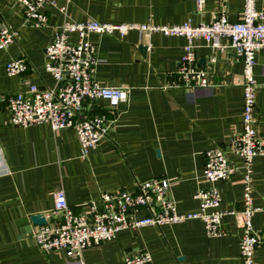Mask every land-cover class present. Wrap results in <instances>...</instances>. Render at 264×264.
Returning <instances> with one entry per match:
<instances>
[{
    "label": "crops",
    "instance_id": "obj_1",
    "mask_svg": "<svg viewBox=\"0 0 264 264\" xmlns=\"http://www.w3.org/2000/svg\"><path fill=\"white\" fill-rule=\"evenodd\" d=\"M42 10L45 27L35 28L13 0H0V24L17 33L16 41L0 51V264H124L126 254L146 252L149 264H242L239 241L241 217L225 216L221 237H208L204 224L186 220L160 227L122 230L116 238L88 249L80 258L43 252L31 234L30 217L53 209V193L62 191L68 206L96 201L103 193L135 186L152 179H166L179 214L199 211L195 194L208 185L202 178L204 153L221 147L238 167L241 160L230 153L229 143L242 129V62L235 51H212L196 41L197 65L206 71L209 88L195 91L170 87L183 55V37L150 36L129 31L92 34L97 44L96 80L106 87L129 89L128 100L115 110V122L86 159L73 130L53 131L48 124L26 128L9 124V95L54 86L45 71V48L64 21L123 25H182L207 23L218 5L227 19H240L244 0H205L201 14L194 0H52ZM264 9V0H256ZM75 35L70 37L75 41ZM222 44L226 41L222 40ZM140 47H146L145 52ZM212 56L215 63H211ZM23 59L28 70L8 76L5 65ZM257 88L254 116L264 137V48L253 69ZM84 115H105L103 101L86 102ZM222 210H241V172L215 185ZM253 205L264 208V157L253 160ZM140 214L139 216H141ZM254 229L264 233V213L253 216ZM255 264H264V251L254 252Z\"/></svg>",
    "mask_w": 264,
    "mask_h": 264
},
{
    "label": "built area",
    "instance_id": "obj_2",
    "mask_svg": "<svg viewBox=\"0 0 264 264\" xmlns=\"http://www.w3.org/2000/svg\"><path fill=\"white\" fill-rule=\"evenodd\" d=\"M13 1L21 7L33 27L46 26L47 18L42 10L53 5L52 0ZM194 1L196 12L201 14L205 0ZM129 31H137L144 36L158 33L165 37L185 38L176 80L170 85L173 88L195 91L210 87L206 71L197 65L196 41H203L205 47L214 52L226 48L235 51L243 67L242 129L230 141L229 150L241 160V166H236L221 147L207 150L202 178L208 187L196 192L199 211L190 214L177 212L170 183L166 179L138 183L134 192L118 189L103 193L98 200L77 209L68 206L62 191H56L53 193V209L43 215L46 223L34 228L32 238L43 252H63L68 258H80L84 251L115 239L122 230L198 219L204 224L208 237H221L226 234L222 229V219L240 216V258L242 264H255V250L260 248L264 251V233L254 229L252 224L255 213H264V208L253 205V160L264 157V137L257 131L254 116L257 84L253 69L257 53L264 48V9L256 8V0H244L240 19L235 23L228 21L226 10L220 5L211 13L207 23L197 26L190 23L165 26L64 21L44 51L45 71L52 76L54 86L40 89L32 85L26 92L9 95L6 98L9 124L21 128L48 124L53 131L73 130L80 145L81 158L86 159L107 136L115 122L114 110L121 103H126L129 95L128 88L106 87L96 80L98 46L90 41V36L117 33L122 38ZM16 35L5 24H0V51L13 44ZM73 35L76 37L74 42L70 40ZM222 40L226 43L222 44ZM215 61L212 56L210 62ZM27 70L23 59L9 61L5 65L8 76L22 75ZM96 101L106 104L111 118L84 115V104ZM239 171L243 186L242 209L222 210L220 192L215 185L229 181ZM150 260L146 252L126 254L123 258L124 264H149Z\"/></svg>",
    "mask_w": 264,
    "mask_h": 264
},
{
    "label": "water",
    "instance_id": "obj_3",
    "mask_svg": "<svg viewBox=\"0 0 264 264\" xmlns=\"http://www.w3.org/2000/svg\"><path fill=\"white\" fill-rule=\"evenodd\" d=\"M140 51L143 53L146 51V47H140ZM30 220L32 222V224L36 225V226H40V225H44L45 219L43 215H33L30 217Z\"/></svg>",
    "mask_w": 264,
    "mask_h": 264
},
{
    "label": "rangeland",
    "instance_id": "obj_4",
    "mask_svg": "<svg viewBox=\"0 0 264 264\" xmlns=\"http://www.w3.org/2000/svg\"><path fill=\"white\" fill-rule=\"evenodd\" d=\"M59 253H62V254H64L63 252H59ZM65 255V254H64ZM65 257H66V255H65ZM73 258H75V257H73Z\"/></svg>",
    "mask_w": 264,
    "mask_h": 264
}]
</instances>
